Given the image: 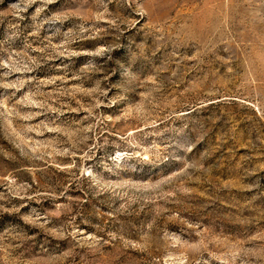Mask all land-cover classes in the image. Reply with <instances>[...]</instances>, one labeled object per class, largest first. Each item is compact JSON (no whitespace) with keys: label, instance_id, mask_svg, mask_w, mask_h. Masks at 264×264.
Listing matches in <instances>:
<instances>
[{"label":"rangeland","instance_id":"rangeland-1","mask_svg":"<svg viewBox=\"0 0 264 264\" xmlns=\"http://www.w3.org/2000/svg\"><path fill=\"white\" fill-rule=\"evenodd\" d=\"M0 264H264V0H0Z\"/></svg>","mask_w":264,"mask_h":264}]
</instances>
